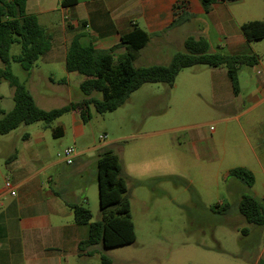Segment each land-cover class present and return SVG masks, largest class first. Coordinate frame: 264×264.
Returning <instances> with one entry per match:
<instances>
[{"label": "rangeland", "instance_id": "rangeland-1", "mask_svg": "<svg viewBox=\"0 0 264 264\" xmlns=\"http://www.w3.org/2000/svg\"><path fill=\"white\" fill-rule=\"evenodd\" d=\"M232 5L234 9L248 11L245 19H263L264 0H236ZM203 26L196 24L198 29ZM212 32L214 38L216 34L213 29ZM247 45L241 55H256L258 62L240 68L242 92L249 91L250 78L256 72L264 73V38ZM211 51L229 54L225 41L213 44ZM177 52H184V48H179L176 40H161L157 46L140 49L133 65L166 63ZM9 53L18 55L19 43L12 44ZM35 63L32 77L17 62L10 63V70L40 109L51 110L85 98L80 89L81 75L72 73L67 79V73L57 65L50 84L39 76L41 62ZM209 72L211 69L203 65L184 68L171 88L162 83H144L114 111L97 113L89 107L83 137L75 147L94 146L97 149L93 155L110 149L119 156L135 240L113 248L90 247L91 255L72 256L68 264H101L102 256L108 257L111 264H264V230L247 224L238 211L243 194L257 198L263 195L264 174L256 170L251 188L227 175L232 168L253 165L255 158L246 147L240 151V138L244 135L235 121H215L230 115L221 114L213 106ZM2 82L7 92L12 90L6 81ZM93 96L101 98L99 92ZM258 113V110L250 113L253 120ZM63 118L70 125L69 113ZM42 125V122L21 125L14 133L17 141L23 133ZM193 134L203 140L204 156H196ZM50 140L53 141L47 162L58 160L63 149L73 146L70 133ZM142 159L153 162L146 165L140 162ZM87 178L90 177L75 176L65 185L76 190ZM90 181L86 186L87 202H81V206L89 210L90 222H95L100 220L97 185L96 179ZM244 228L248 230L246 234L242 233Z\"/></svg>", "mask_w": 264, "mask_h": 264}, {"label": "crops", "instance_id": "crops-1", "mask_svg": "<svg viewBox=\"0 0 264 264\" xmlns=\"http://www.w3.org/2000/svg\"><path fill=\"white\" fill-rule=\"evenodd\" d=\"M234 2L236 0L216 1L205 11L199 0H78L70 7H62L61 0H27L25 11L36 16L39 25L51 37L50 49L38 60L42 66L40 78L53 84V70L57 65L67 73L64 67L66 48L76 36L82 46L108 50L119 44L122 35L136 27L150 36L142 49L157 46L161 40H176L178 47L184 48V40L194 37L207 41L210 50L213 44L217 46L225 41L230 55L241 54L248 45L240 26L262 18L245 19L248 11L234 9ZM199 23L204 25L200 29L196 28ZM212 29L216 34L214 38ZM122 53L123 47L115 50L116 56ZM210 69L213 106L220 109L221 114L230 115L215 121L232 120L241 129L244 136L240 138V151L246 147L255 158L253 165L242 167L253 173L255 183L256 170L264 174V73L256 72L255 77L250 78L248 92H242L238 75L239 92L234 95L226 70L221 67ZM28 74L34 75L33 67ZM71 74H66L67 79ZM3 85L1 81L0 110L9 111L13 106L12 90L7 92ZM32 86L29 87L32 89ZM257 110V119L253 120L250 113ZM64 115L54 122L63 129V136L71 135L74 148L71 164H66L62 157L47 162L53 141L50 139H55L51 134L54 122L50 127L42 125L23 133L18 141L14 133L21 125L0 136V181L3 182L0 185V264H68L72 256L86 253V250L80 252L78 244L87 238L88 225L74 222L68 204L87 202L86 186L96 179V162L101 152L93 155L97 149L94 146L76 149L77 141L84 134V123L77 111L69 112L70 125L65 122ZM246 129L253 133L248 134ZM191 141L196 156H204L205 147L201 145L203 140L199 135L193 134ZM209 141L214 149V138ZM144 146L147 148L148 145ZM152 147L154 149V143ZM140 162L149 165L153 161L142 159ZM120 175L124 179L122 163ZM75 176L90 178L78 189H69L65 182ZM6 180L10 182L14 196L4 188Z\"/></svg>", "mask_w": 264, "mask_h": 264}, {"label": "trees", "instance_id": "trees-1", "mask_svg": "<svg viewBox=\"0 0 264 264\" xmlns=\"http://www.w3.org/2000/svg\"><path fill=\"white\" fill-rule=\"evenodd\" d=\"M27 0H0V82L6 81L12 89L13 106L9 111L0 110V135H5L20 125L42 122L45 127L71 111H77L82 122L89 117V107L97 113L114 111L128 96L144 83H162L173 87L179 71L184 68L203 65L209 68H224L230 80L232 92L237 95L238 71L242 66H254L258 62L256 55H223L210 50L209 44L202 38L187 37L184 40V52L175 53L168 64L134 67L133 61L140 49L149 42L150 36L140 28L122 35L117 46L108 50H97L91 46H82L79 37H73L67 44L65 70L78 73L83 77L80 89L85 98L78 102L51 109H40L29 91L12 75L10 63L17 62L24 71H30L34 63L51 47L50 35L39 25L37 17L26 13ZM78 0H61L62 7H70ZM205 11L216 1L199 0ZM240 30L247 42L264 38V16L262 20L243 23ZM15 42L20 45L18 55L9 51ZM124 48V53L116 56L115 50ZM117 57L114 62V58ZM100 93L101 98L93 96ZM54 138L63 136L59 126L51 128ZM121 163L110 149L99 154L96 162V181L100 220L90 222L89 210L81 205L68 204L73 220L79 225H88L87 238L80 241L78 248L84 251L101 245L113 248L127 245L135 240L133 223L130 216V203L124 196L126 184L121 177ZM229 175L239 179L247 187L254 184V175L243 167H235ZM238 211L247 224L257 225L264 230V192L260 198L243 194L239 200ZM247 229H242L246 234ZM91 255V251H86ZM101 264H111L106 256Z\"/></svg>", "mask_w": 264, "mask_h": 264}, {"label": "built area", "instance_id": "built-area-1", "mask_svg": "<svg viewBox=\"0 0 264 264\" xmlns=\"http://www.w3.org/2000/svg\"><path fill=\"white\" fill-rule=\"evenodd\" d=\"M104 138H105V135L103 137L100 136V139H104ZM73 154H74V148L73 147H67V148L63 149V151L61 152L60 155L62 156V159L66 164H71ZM4 188L7 189L11 195H13V196L15 195V192L13 191L11 184L8 180H6L4 182ZM1 207H2V203L0 202V208Z\"/></svg>", "mask_w": 264, "mask_h": 264}]
</instances>
